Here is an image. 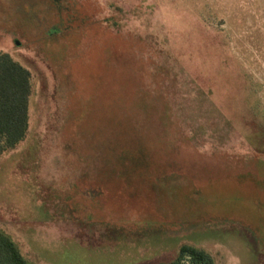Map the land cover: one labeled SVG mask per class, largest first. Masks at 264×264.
Listing matches in <instances>:
<instances>
[{"label": "rangeland", "instance_id": "rangeland-1", "mask_svg": "<svg viewBox=\"0 0 264 264\" xmlns=\"http://www.w3.org/2000/svg\"><path fill=\"white\" fill-rule=\"evenodd\" d=\"M0 52L30 74L0 154L27 263L264 264V0H0Z\"/></svg>", "mask_w": 264, "mask_h": 264}, {"label": "trees", "instance_id": "trees-1", "mask_svg": "<svg viewBox=\"0 0 264 264\" xmlns=\"http://www.w3.org/2000/svg\"><path fill=\"white\" fill-rule=\"evenodd\" d=\"M29 72L0 52V154L21 142L28 130ZM0 264H29L15 244L0 232ZM162 264H211L196 248L182 245L176 257Z\"/></svg>", "mask_w": 264, "mask_h": 264}, {"label": "flooded vegetation", "instance_id": "flooded-vegetation-1", "mask_svg": "<svg viewBox=\"0 0 264 264\" xmlns=\"http://www.w3.org/2000/svg\"><path fill=\"white\" fill-rule=\"evenodd\" d=\"M55 10H56V14H58V15H61L62 13H64L66 10H68L67 11V13H69L70 11V9L69 8H67L66 6H61V5H58L57 6V8H55ZM55 30H60L59 28H54ZM54 29H52V30H54Z\"/></svg>", "mask_w": 264, "mask_h": 264}]
</instances>
